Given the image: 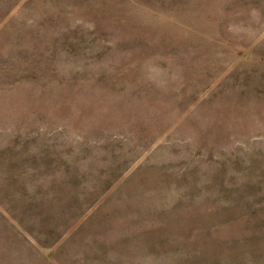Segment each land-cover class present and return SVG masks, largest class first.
Listing matches in <instances>:
<instances>
[{
  "label": "rangeland",
  "instance_id": "374dc122",
  "mask_svg": "<svg viewBox=\"0 0 264 264\" xmlns=\"http://www.w3.org/2000/svg\"><path fill=\"white\" fill-rule=\"evenodd\" d=\"M0 264H264V0H0Z\"/></svg>",
  "mask_w": 264,
  "mask_h": 264
}]
</instances>
